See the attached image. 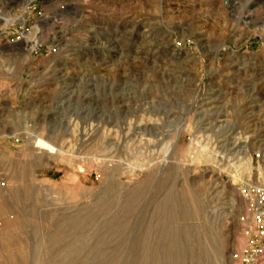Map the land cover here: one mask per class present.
<instances>
[{"label":"rangeland","instance_id":"obj_1","mask_svg":"<svg viewBox=\"0 0 264 264\" xmlns=\"http://www.w3.org/2000/svg\"><path fill=\"white\" fill-rule=\"evenodd\" d=\"M21 1L0 0V264H246L264 0ZM233 62L262 77L256 127Z\"/></svg>","mask_w":264,"mask_h":264},{"label":"bare ground","instance_id":"obj_2","mask_svg":"<svg viewBox=\"0 0 264 264\" xmlns=\"http://www.w3.org/2000/svg\"><path fill=\"white\" fill-rule=\"evenodd\" d=\"M32 1H35V0H22L20 2L21 5L23 4H27V3H30ZM10 22V19H5V18H1L0 17V23H4L5 25L7 23ZM108 35V34H106ZM27 39V41L29 40V43H32L30 45V47H28V44L26 45V43L28 42H24L23 44H25V47L29 52L33 51L34 50V47H35V44H36V38H34L33 34H29V35H26L24 37V39ZM114 41V40H113ZM105 43V42H104ZM109 43V42H108ZM118 43V42H117ZM110 44V43H109ZM119 45V44H118ZM114 46V45H113ZM111 48V47H109ZM237 61V60H236ZM231 69H233L234 67H237V70H236V73H240L242 75V78H241V81L240 83L242 84V88L244 89L243 93L245 94V97H247L249 100H250V104H249V108H247L248 110V119H249V123H252L253 127H256V124L255 122H257L259 119H256V116L258 114V111H254V109L256 110L258 108V106L256 105L260 99L257 97L256 95V89H255V81H257V79L261 80L262 77L260 76V74H257L255 71H249L248 68L246 66H244L243 64L239 63V65H236V62H233L231 65H229ZM251 66V65H250ZM250 68V67H249ZM253 69V68H252ZM251 69V70H252ZM244 78H247V80H244ZM236 80V79H234ZM216 92V94H215ZM214 95H216L215 98H224V94H221L220 91L216 90V91H209L208 93V98L206 99V103L204 104L203 102L201 103L202 105L200 106L199 110H200V113L203 114L206 118L205 120V123H208L207 125L208 126H211V124H213L214 122L215 123H218L221 124L224 122V121H219L220 120V114L219 112H215V111H209V109H217L215 108L214 104L216 103L215 99L213 98ZM260 97V96H259ZM218 106V105H217ZM207 107V108H206ZM206 108V109H205ZM259 108H262V105L259 106ZM218 121V122H217ZM199 123V124H198ZM255 124V125H254ZM197 125H201L200 121H197ZM223 125V124H222ZM197 127V126H196ZM207 130V129H206ZM209 132L211 131V129L209 128L208 130ZM202 135L198 137H195V141H198V139L201 138ZM36 140V138H34ZM37 141V140H36ZM36 143V142H35ZM38 143V142H37ZM36 143V144H37ZM237 143V142H236ZM35 144V145H36ZM40 144V143H39ZM47 144V143H46ZM43 145V144H42ZM262 145V144H261ZM39 146V145H38ZM47 147V145H46ZM36 148V147H35ZM45 148V147H44ZM41 149V148H40ZM49 149V148H47ZM51 149V148H50ZM198 156V155H197ZM172 246H170V255H173L174 254V249L173 247L171 248Z\"/></svg>","mask_w":264,"mask_h":264},{"label":"built area","instance_id":"obj_3","mask_svg":"<svg viewBox=\"0 0 264 264\" xmlns=\"http://www.w3.org/2000/svg\"><path fill=\"white\" fill-rule=\"evenodd\" d=\"M259 159V155H256ZM250 206V234L253 236L251 249L242 251L235 255L236 258L242 259L246 264H256L259 258L264 255V191Z\"/></svg>","mask_w":264,"mask_h":264}]
</instances>
